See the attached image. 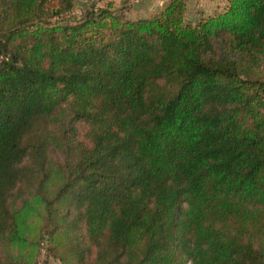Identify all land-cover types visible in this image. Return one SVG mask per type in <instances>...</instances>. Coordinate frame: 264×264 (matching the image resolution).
<instances>
[{
	"label": "trees",
	"instance_id": "obj_1",
	"mask_svg": "<svg viewBox=\"0 0 264 264\" xmlns=\"http://www.w3.org/2000/svg\"><path fill=\"white\" fill-rule=\"evenodd\" d=\"M50 1L0 0V264H264V0Z\"/></svg>",
	"mask_w": 264,
	"mask_h": 264
},
{
	"label": "crops",
	"instance_id": "obj_2",
	"mask_svg": "<svg viewBox=\"0 0 264 264\" xmlns=\"http://www.w3.org/2000/svg\"><path fill=\"white\" fill-rule=\"evenodd\" d=\"M115 1L117 2L118 0ZM168 1L169 0H141L139 3H133L132 6L127 7L126 10H129L127 13L131 18L149 17L161 10ZM220 1L221 0H188L186 15L189 14L191 9L196 11L194 13L197 18H199L200 15L201 17L212 15L218 8Z\"/></svg>",
	"mask_w": 264,
	"mask_h": 264
},
{
	"label": "rangeland",
	"instance_id": "obj_3",
	"mask_svg": "<svg viewBox=\"0 0 264 264\" xmlns=\"http://www.w3.org/2000/svg\"><path fill=\"white\" fill-rule=\"evenodd\" d=\"M109 0H76V6H75V10L66 14L65 15V18H70V16L74 15V14H79L80 15V4H82L83 2H96L97 4H104L105 2H107ZM141 0H118L116 3H117V7L118 8H122L124 9L123 10V14L126 16V17H129V14L127 13V11L129 10H126L127 7H130L132 6L133 3H139ZM57 4V0H52L50 1V5H56ZM228 4V0H221L219 5H218V8L215 10V12L217 11H222ZM196 10V9H195ZM196 11H194L193 9H191V11L189 12L187 16V20L191 23H197L202 17L201 15L199 16V18L195 17V13ZM214 12V13H215ZM156 13V12H155ZM213 13V14H214ZM64 17V16H63ZM203 17H206V16H203ZM41 260H42V264H61L57 259L55 258H49L48 259V262L45 263V255H43L41 257Z\"/></svg>",
	"mask_w": 264,
	"mask_h": 264
}]
</instances>
